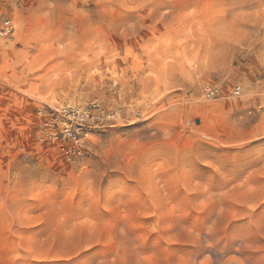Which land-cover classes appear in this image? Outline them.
I'll use <instances>...</instances> for the list:
<instances>
[{"label":"rangeland","instance_id":"rangeland-1","mask_svg":"<svg viewBox=\"0 0 264 264\" xmlns=\"http://www.w3.org/2000/svg\"><path fill=\"white\" fill-rule=\"evenodd\" d=\"M226 4L0 0V264H264V0ZM92 102L67 161L40 119Z\"/></svg>","mask_w":264,"mask_h":264},{"label":"built area","instance_id":"built-area-1","mask_svg":"<svg viewBox=\"0 0 264 264\" xmlns=\"http://www.w3.org/2000/svg\"><path fill=\"white\" fill-rule=\"evenodd\" d=\"M14 27L9 19L0 22V36L12 34ZM216 87L207 90V95H213ZM241 93V87L234 85L233 96ZM116 111L98 102L85 105L67 104L59 107H49L40 119L39 126L47 141L52 143L62 157L67 161L79 157L87 143L88 136L115 121Z\"/></svg>","mask_w":264,"mask_h":264},{"label":"snow or ice","instance_id":"snow-or-ice-1","mask_svg":"<svg viewBox=\"0 0 264 264\" xmlns=\"http://www.w3.org/2000/svg\"><path fill=\"white\" fill-rule=\"evenodd\" d=\"M231 6H232V0H228V4L224 5V7H231ZM153 7H154V5H153ZM124 22H126V18H122L119 21V23H124ZM261 71H264V69H261ZM262 100H264V97H262L261 99H258L256 101V103H261ZM249 147H252V146H249ZM248 150H249L248 147H246V148H242V149H239V150H234L233 152H229L227 154V157L224 158V159L219 160L218 163L222 164L225 167V170H226L227 165H228L229 161L231 160V158L233 157V155H236L237 157H240L245 152H248ZM149 151H151V149H146L145 150V154H147V152H149ZM141 162H144V161L142 160ZM86 178L87 177H85V179ZM121 179H123V178L121 177ZM68 186H69L68 184H65V185L62 186L61 191H60V194L56 197L57 200L60 198V195H62L63 190L65 188H67ZM85 194H86V190H82L81 195H85ZM102 195L104 197V201L107 202L109 200V198L112 197L113 190L105 191L104 193H102ZM238 227H239L238 225H233V228L234 229H236ZM107 254H110V253H107ZM81 260L83 261V264H95V259L89 261V260H86L84 258H81ZM249 264H251V262H249Z\"/></svg>","mask_w":264,"mask_h":264}]
</instances>
